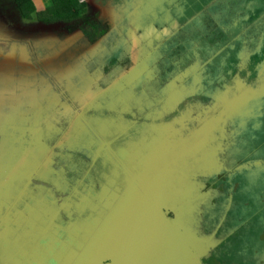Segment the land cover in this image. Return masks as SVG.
I'll return each mask as SVG.
<instances>
[{"label":"rangeland","instance_id":"rangeland-1","mask_svg":"<svg viewBox=\"0 0 264 264\" xmlns=\"http://www.w3.org/2000/svg\"><path fill=\"white\" fill-rule=\"evenodd\" d=\"M78 1L85 3L83 11L65 22L58 20L46 23L37 19L35 12L29 19L16 20L13 9L0 10V46L3 45L0 47V104H3L0 106V149L7 148L6 142L14 146L24 143V150L32 145L42 147L44 140L39 134L41 129L36 120L46 119L48 125L63 130L54 154L57 158L59 156L58 161L54 160L53 154H45L46 162L43 160L41 164L43 172H34L30 168L25 171L21 167V159H11L8 166L0 167V248L4 247L0 256L4 262L0 264H132L135 260L134 264H174L165 254L167 251L171 252L175 246L177 249L184 248L185 251L183 254L174 251L171 259L184 258L187 264H216L213 260L220 264L221 260L227 259L232 260L233 264H264V254L261 256L264 248L262 242L258 241L262 239L261 213L257 216L258 213L246 212L243 217L240 216L242 207L248 205L251 199L261 198L254 202L255 207L258 203L262 204L264 168L249 177V180H252L246 181L245 187L242 185L244 189L239 192L238 200H233L232 197L216 211H221V217L227 220L225 223L231 225L228 236V233L224 236L225 233L221 235L220 232L211 233L204 231L205 229L197 231L191 222L188 221L187 225L185 216L191 213L198 214L199 217L204 215L207 211L202 208L211 203L212 197L220 202L225 200L223 194H216L217 191L212 197L200 199L211 186V180L206 185L199 184L197 190L194 185L210 178L211 176L205 175V171L212 170L217 163L224 162L223 166L233 163L234 151L231 145L236 139L224 140L228 136L223 130L224 124L227 122V125H231L234 122L237 110L234 113L232 111L245 97L251 96L253 90L242 89L241 81L222 85L218 90L224 94V102L218 103L220 112L216 113L224 117L217 121L220 139H216L215 147L219 152L223 151L221 154L225 156L224 160L220 155L215 158V151L210 148V143L208 146L199 141L193 145L194 152H187V145L178 147L175 165L172 164L173 152L169 146L167 151L161 152L162 141L159 139V142H156L152 138L153 133L159 135L158 130H164L163 128L154 125L127 133L132 126L125 119L131 118L134 119L133 123H137L149 118L151 114L145 112L141 118L137 114L134 116L132 110L136 113L141 111L130 110L128 106L131 101H124L127 84L144 71H150L151 75L157 76L158 79L162 77L158 74V69L155 74L150 64L148 65L152 59L145 61L146 54L150 51H153V57L157 58L152 60L153 64L158 61L160 65L168 66V74L174 65L187 64L184 52L187 45L182 46L184 38L179 39L176 35H179V24L183 27L188 17L196 15L194 8H199V12H202L199 17L206 16L204 23L207 25H211L213 20L219 17L227 19L225 27L231 28L230 20L235 24L236 20L240 21L239 17L243 18V22H248L254 17L264 23V0ZM36 4L38 8L48 5L46 0H37ZM132 10L134 14L129 13ZM142 21L148 22L149 26L142 24ZM93 22L100 25L106 22L110 28L105 35L97 39L91 28ZM137 26L140 30L134 34ZM193 31L194 24H186L181 33L189 34ZM186 43L192 45V40H186ZM195 44L199 45L196 39ZM172 52L173 57H170L168 54ZM214 55L215 53L199 56L200 63L211 62ZM154 68L157 67L154 65ZM184 69V73H193L188 68ZM186 76L189 74L184 75ZM191 77L197 80L193 74ZM143 79L149 82L144 83L141 93L137 96L130 93L128 97L137 103L145 100L144 88L156 84L158 80L149 76L141 80ZM32 80L36 84L33 89L27 91L26 87ZM205 85L201 80L191 88L190 93L197 96V108L199 100L202 102L201 91ZM165 87L169 88L165 96L152 93L151 99L147 101L153 104V111L157 112L156 121L173 113L171 109L177 110L179 105H183L182 101L179 102L180 96L172 100L173 90L170 89V84L167 83ZM203 91L208 93V90ZM117 102H121V107H111ZM202 107L204 108V105ZM37 108L45 114L44 117L36 118L31 115L35 113L29 114L32 110L36 112ZM190 113L191 111L172 115L178 116L177 119L182 123L178 130L171 133L172 136H180L181 140L192 138L190 132L199 125V121L192 122L188 118ZM107 115L109 118H106ZM254 118L252 117V120ZM255 119H258L262 126L261 118ZM9 120L12 121L10 124H26L28 131L13 141L8 140L6 133ZM187 121L191 122L192 126L190 123L186 124ZM238 121L245 124L242 118ZM250 122L247 120V123ZM217 125L212 126L209 121H203L199 130L202 131L204 127L211 129L203 132L202 138L206 139L207 135L208 140L211 139L210 134L216 130ZM248 127L253 130L251 137L259 140L260 145L264 146V128L260 129L255 121ZM230 132L235 138L237 130ZM133 138L140 140L135 141ZM114 141L118 144L111 146ZM239 141L243 149L237 161L245 153V146L249 145L243 143L242 139ZM120 144L127 148L116 155V159L118 156L122 161L123 169L114 159ZM211 146L214 147L213 141ZM70 151L73 152L68 155L66 152ZM106 153L113 160L105 163L102 156ZM30 154L25 151L21 156ZM251 155L254 156L252 153ZM259 155L264 161V148L259 149L252 157L253 165L258 161L255 158ZM82 160L85 165L90 166L88 168L94 169L93 171L101 169L108 174L102 182L106 189L117 190L128 177L120 192L121 197L125 196L122 203L119 199L112 198L114 194L103 192V189L97 195H82V189L78 185H73V188L80 191L72 189L71 195L58 193L59 189L70 187L76 180L77 169ZM134 163L141 168L137 169ZM63 165H68L66 174L62 172ZM262 165L264 167L263 163ZM145 167L152 174L142 175V181L140 178L136 179L140 173L146 174ZM160 169L163 170L164 182L153 188L160 194L153 201L143 183L150 185L155 180L158 183L155 175ZM81 172L78 171L79 174ZM41 173H44L43 184L38 185L34 181L39 179ZM85 175L87 177L81 176L79 183L88 185L91 176L87 172ZM31 177H34L33 181H30ZM176 178H181L180 181L184 182L180 189L182 192L175 183ZM50 183L54 184V194L49 187L40 199L30 194L16 202V197L25 195L20 187L26 186L30 193L43 189L46 185L50 186ZM95 188L97 185L93 184L91 189ZM53 199L56 200L55 204L50 203ZM75 204L79 205L77 211L70 208L76 207ZM127 205L132 210L128 211ZM66 208L70 210L69 226L73 232L64 227L62 217ZM206 215L210 218L218 217L215 212ZM191 218L193 219V216ZM38 223L43 224L41 232ZM239 224H243V228L239 229ZM24 231L28 233L27 239ZM71 233H75L79 239ZM61 236L69 241V248L63 251L68 257L66 261H59L57 255L58 247L62 245L59 241ZM77 240L87 242L88 248L85 249V244L77 246ZM182 242L186 248L181 245ZM251 248L261 254L248 256L247 250ZM188 249L189 253L186 252ZM193 260L197 261L194 263Z\"/></svg>","mask_w":264,"mask_h":264},{"label":"trees","instance_id":"trees-1","mask_svg":"<svg viewBox=\"0 0 264 264\" xmlns=\"http://www.w3.org/2000/svg\"><path fill=\"white\" fill-rule=\"evenodd\" d=\"M39 1V0H38ZM48 5L45 7H39L36 4L37 0H0V10H6L7 8H11L15 11L16 13V20L18 19H29L33 16V13L36 15L35 17L39 20L45 21L46 23H51V22H56V21H68L76 16H78L81 11H83V8L85 7V3L79 2L78 0H46ZM39 9V10H38ZM82 9V10H81ZM201 19V17L196 14L195 16H190L186 20L188 24H193L194 21H198ZM253 17L250 19L248 22H243L242 20L240 21L243 22L241 23L240 26L237 27L238 30L241 33L238 35L239 40H241V46L238 48L234 43L230 46L235 49L236 56L234 57H225L223 56L224 53H222L220 47H217L214 45V43L220 44L221 42L219 40H213L211 39L210 35H203V36H197L196 32L193 31L192 33L189 34H184L181 33L183 30V27L181 24L178 26V32L179 35H176L180 38H184V41L182 42V46L187 45L185 47V54L187 57V64L182 65H174L172 67L173 73L170 74L172 76H175V72L183 71L185 70L184 68H188L193 71L194 77L200 78L201 80H206L208 78L209 81H213L212 86L210 87H204V90H208V93L206 91L202 92V106L204 105V108L202 107V110H195V108H191L192 104H196L197 96L195 93H192L188 99V102L186 104V110L185 106L180 107L178 110H172L173 113L166 115L165 117L172 116L175 113L179 112H184L189 110L190 108L192 109V112L194 114L199 113L201 116L199 117H204L207 119V121L210 122L212 126L217 125V121L221 120L224 116H219L216 112L219 111L218 109V103H223L224 102V94L222 91H218L222 85H227V84H234L237 81L243 82V86L241 87L242 89H247L248 90H253V94L251 96L245 97V100L239 104L236 109H234L232 112H236L237 114H234V122L231 125H227L228 123L225 122L224 124V132L225 134L228 135L224 138L225 139H230L235 140L232 145L231 149H233L234 154V160L233 163H231L230 166H223L224 162L217 163L215 168H213L212 172H216L218 170V173H222L223 176V182H220L219 184L217 183L216 185L213 183L211 186L205 190L203 193L202 197H200L201 200L206 197H212L215 192L217 191V194H223V198L225 199L222 203L220 201H216L213 197L211 200L210 204H206L205 207L202 209H205L207 211L204 215H201L200 217L198 214L194 215V213H191L190 215L193 216L192 219V224L197 231H208V232H220L221 235L222 233L224 236L229 232V229H231L230 224H226L227 220H225V217L222 218L220 212H216L218 209H220L221 205L223 203L228 202L230 198L233 197V200L238 199L239 197V192L243 191L245 187L246 181L249 180V177L255 175L257 171L263 170V165L262 161H259V158H255L258 161L254 163V165L251 163L252 157H254L258 152H252L254 156L251 155V152L249 151V145L250 142L253 141L252 138L247 134L248 131L251 130V128L248 127V125L251 123L253 125V122L255 121L258 123L259 128L261 127L264 128V23H261ZM256 22V23H255ZM258 22L260 25L258 26ZM246 25V26H245ZM245 26V27H244ZM91 28L94 30L95 35L98 37H101L102 35H105L110 26L108 23H104V25H100L98 22H93L91 24ZM100 28L99 30H97ZM194 29V28H193ZM192 29V30H193ZM70 31V28L68 29ZM169 38V37H168ZM170 39V38H169ZM195 39L199 43L198 46L195 44ZM186 40H192V45H188L186 43ZM194 44L196 48H194ZM204 52V53H203ZM173 53L168 54L170 57H173ZM215 53L214 57H212L211 62H202L200 63L199 56H207L212 55ZM176 55V54H175ZM154 53L153 51H150L148 54H146L145 61L147 59H152V60H157V58L153 57ZM179 56V55H178ZM152 57V58H151ZM154 65L157 66L161 65L158 62H150L151 69L154 71ZM200 66L201 69H200ZM190 76V75H189ZM142 79L141 78L133 80L131 83L127 84L128 86L126 87L125 91V97L124 101H131V104L128 106L130 110L131 108H135L142 113L147 112L148 109L147 107L141 103H137L135 100H131L129 97L130 93L133 94V96L139 95L141 92L140 89H143L144 84H141L138 82ZM136 89H134V87ZM159 86H152L149 85L145 91V94H151V89H153V92L155 91L156 93L163 92L166 90H159ZM177 98L178 96H174ZM172 98V97H171ZM201 101L199 100V103ZM119 104V105H117ZM117 104H112L111 107H121V102H117ZM208 108V109H206ZM133 111V110H132ZM220 112V111H219ZM43 114V113H41ZM134 114V113H133ZM225 114V111L223 112ZM135 116V115H134ZM252 117L255 118H261V125L258 121V119H253ZM239 118H242L245 121V124H243L242 121H238ZM131 121H134V119L129 118ZM247 120H250V123H247ZM137 123H135L132 126L131 131L136 127ZM219 125L216 126V130L210 134L211 139L208 140V136L206 135V139H204L205 144L209 146L210 143V148L215 151L213 154L215 155V158L217 156H222L223 160L225 159V156L221 154L223 151H218L216 146V139H220L219 137V132H217V128ZM211 127H204L202 129L201 134L205 132L206 130ZM237 130V135H235V138L232 137L230 134V131ZM246 130V131H245ZM158 137H162L161 135H158ZM135 141L140 140V138H133ZM202 139V136H201ZM239 139L243 140V143L245 142L248 146H245V153L242 154V157L238 160V155L241 153V150L243 149L242 145L240 144ZM211 141L214 142V147L212 148L211 146ZM114 144H111V146H114L116 143L115 141L113 142ZM192 144L189 142V148L188 151L193 152ZM120 150H127L126 146H122L121 144L119 145ZM187 151V152H188ZM163 159V158H162ZM264 162V161H263ZM161 165L163 166V161L161 162ZM134 166L137 168L139 167L137 164L134 163ZM152 170V168L150 169ZM238 174L240 178L234 179L231 183V176L234 174ZM230 175V181L226 178ZM156 178L158 179L159 183L163 182L164 174L163 170L160 169V171L156 172ZM214 175L208 180L206 179L207 182H212L214 181ZM252 178L249 180L251 181ZM230 182V183H229ZM151 184H155V181H153ZM184 184V182H183ZM182 182H178V189L180 190L183 187ZM222 184V186L219 189V186ZM213 185L215 188H213ZM242 185L244 187H242ZM219 189V190H218ZM150 194L155 195V191L149 187ZM164 195L166 194L165 192L163 193ZM41 196V195H40ZM260 197H257L259 199ZM261 199V198H260ZM254 199H251L248 205L242 207V212L240 215L243 217L247 211L252 212V213H258L257 216H260L259 214L261 213V226H262V239H259V242H262L261 245H263L264 248V200L261 203H258L257 207L254 206V202L256 201ZM209 205V206H208ZM250 206V210L249 209ZM246 209V210H245ZM210 212H215L218 214L217 218H210L206 214H209ZM255 214V215H256ZM251 218V216L249 215ZM252 219V218H251ZM69 218L64 219V227L67 229H70L69 226ZM243 224H239L238 228H243ZM202 227V229H201ZM201 229V230H200ZM206 232V233H208ZM206 233H203L206 234ZM229 233L227 234V236ZM262 240V241H261ZM257 244V243H255ZM246 251V250H245ZM264 252V251H263ZM262 252V253H263ZM260 253H257L253 248L247 250V255L250 257H254L257 255H260ZM264 254V253H263ZM225 258V257H224ZM241 258V257H240ZM207 259V257H206ZM209 259V258H208ZM208 262V261H207ZM220 264H233L232 260H221Z\"/></svg>","mask_w":264,"mask_h":264},{"label":"crops","instance_id":"crops-1","mask_svg":"<svg viewBox=\"0 0 264 264\" xmlns=\"http://www.w3.org/2000/svg\"><path fill=\"white\" fill-rule=\"evenodd\" d=\"M259 4H261V2ZM138 8H140V7H138ZM133 11L134 10L129 11V13L130 14H132V13L134 14ZM193 12L198 14V15L202 14V12H199V8H194ZM127 15H129V14L127 13ZM205 18H206V16L201 17V19H199L196 22L194 21V23H193L194 26H195V32H196L197 36L210 35L211 39H213L214 41L215 40H219L221 42L220 44H218V43L215 44L214 43V45H216L217 47H220V49L222 50L221 52L224 53L223 56L228 57V58L236 56V52L237 51H235V49L230 47V46L233 44L232 42H234V41H236L237 43L241 42V40H239L238 35L241 33L240 31L243 28L241 30L237 31V27L240 26L241 23H243V22L240 23V21L243 18L239 17L240 21L236 20L235 24H234V21L229 22V24L232 26L231 28H228V27L226 28L225 27L226 22H227V19H225V18H219L218 17V18L213 20L211 25H207L206 23H204ZM142 24L149 26L148 22H146V21H142ZM186 24H188L187 20L184 22L183 25L185 26ZM138 30H140V29L137 26V29L134 32H137ZM134 34H136V33H134ZM0 47H3V45L0 46ZM4 47H7V46H4ZM150 62H152V60L148 62V65L150 64ZM182 72L183 71L175 72L173 83H175V81L177 79L182 77V75H183ZM141 76H142V78L145 77V76H149L150 78H152L151 73L148 70H146L143 73H141L136 78L137 81H138L139 78H141ZM1 79L2 78L0 76V80ZM10 82H12V81H10ZM139 82H138V84H139ZM147 82H149V80L143 79V80H141L140 83L144 84V83H147ZM204 82L206 83V85L204 87H210V86H212V83H213V81H209V80L208 81L205 80ZM35 84H36V82L34 80H32L31 84L28 87H26L27 91L29 89H31V88L33 89ZM142 90L143 89H140L139 92H141ZM148 100H149V98L146 95L145 96V100L142 101V102L147 107L148 114H151V115L148 116L149 118H144V120H142V122H137L136 127L132 131L131 130L127 131V133L128 134L134 133V132H137V131H139L141 129H146L147 127L150 128V127H152L154 125L163 128L164 130H162V129L158 130L159 135H161L162 137H158L157 134L153 133L152 134V138L156 142H159V139L162 141L161 149H160L161 152L164 151V150L167 151V147L169 146L170 150L173 152L172 164L175 165V162H176L175 161V153L177 151V148L178 147H182L183 145L181 144L182 140H181L180 136H175V135L172 136L171 133L174 130H178L180 128V126L182 125V123H181V121L179 122V120L177 119L178 116H176V115H174L172 117L168 116V117H165V118H162V119H158L156 121L157 112L153 111L155 108H154L153 104H150V103L147 102ZM0 106H3V104H0ZM34 108H36V106ZM191 108H195V110H202V102L199 103V107L198 108H197V105L195 106V104H192ZM131 109H135V108H131ZM149 111H151V112L149 113ZM132 112L134 113V115L137 114V116H139V118H141V116L143 114L142 112H138V113H136L135 111H132ZM31 113H35V114H31ZM29 114L35 116L36 118L38 116L44 117V115H45V114H41V112H40V110L38 108H37L36 112L34 110L29 111ZM22 115H24V114H22ZM29 116L30 115H25V117H29ZM125 120L128 123H130L131 126H133L135 124V123H133L134 121H131L129 118H127ZM11 122L12 121L9 120L7 133H6V134H8V136H7L8 140L13 141L15 138L19 137L20 134H23V133H25V131L26 132L28 131L26 124H24V123L23 124L22 123L19 124L18 122L17 123L13 122L12 124H10ZM36 123H38L39 128L41 129V130H39V134H41V137L44 140L43 146L41 147L40 145H36L37 146L36 147L35 145H32V147L29 146L28 149L24 150L23 149V148H25V144L24 143H21V144H18L16 146H14L13 144L6 142V147L7 148H1L0 149V167L1 166H8L10 164V160L11 159H21V167L25 171L28 168H30V169H33L34 172H38L39 173L40 171L43 172V166H41V164H42L43 160L46 162V159H45L46 155L45 154H53L54 160L58 161L59 156L57 158V157L54 156V154L56 153L55 149L58 148V146H57L58 145V141L60 140V137H61V134H62L63 130L62 129L61 130L57 129V126L48 125V122L46 121V119L45 120H43V119L36 120ZM12 129H14V130H12ZM152 132H154V131H152ZM147 137L148 136L146 134V138ZM172 142H174V143H172ZM187 147L189 148V146H187ZM47 148H49L48 151H45V150H47ZM25 151H27V152H29V154L30 153L31 154L27 155V156L26 155L21 156V154H23ZM187 151H188V149H187ZM72 152L73 151L66 152V153L69 155ZM107 161H111V160H107ZM105 163H106V161H105ZM88 167H90V166L85 165L84 161L82 160L81 163H80V166L77 169L76 180L73 183H71L72 185L70 187H67L66 189H62V190L59 189L58 193L64 194L66 196H68V194L71 195V190L72 189L80 191L77 188H73V185H78V187H80L82 189V191H80V193L82 192V195L88 196V195H91L92 193L97 195V193H99L100 190L103 189V192L107 193V191H108L109 193L114 194L112 198L117 199V200L119 199L120 202L122 203V201H124L125 196L121 197L120 192H121V189L123 188V185L126 183V180L128 179V177L125 178L124 182L122 183V185L117 190H113L111 188L106 189L104 183H102V182H103V180H106V175H108V174L106 172L102 171L101 169H98L97 171L96 170L93 171L94 169H91V168H88ZM61 169H62V172L64 174H66V172H68V165L67 166L63 165L61 167ZM61 169H59V170H61ZM145 169H147V168L145 167ZM79 170L82 171L81 174L78 173ZM85 172H87L91 176L90 177L91 180H90L88 185H84V183H82V184L79 183V179H80L81 176L84 175L85 177H87L85 175ZM33 178L34 177H31L30 179H32V180H30V181H33ZM43 178H44V173H41L39 179H37L34 182H36L38 185H42L43 184V182H42ZM180 180H181V178H176V180H175V183L177 184V187H178V182H181ZM93 184L97 185V188H95L94 190L91 189V186ZM159 184H160L159 181H158V183L150 184V185L148 183H146V182L144 183V185L146 187H150L152 189L154 187L158 186ZM182 184H183V182H182ZM49 187H51V191L54 194L55 193L53 191L54 184H52V183H50V186L46 185L43 189L32 191L30 193H28L26 186L20 187V188H22V190L25 193V195H20L19 197H16L15 200H16V202L21 201L22 199L27 198V196L30 195V194L31 195H36L40 199L41 198L40 195H42L45 191H48L50 189ZM84 188H85V190H84ZM155 195L156 196L157 195L160 196V194H158L156 191H155ZM236 200H238V199H236ZM14 201H13V203H14ZM50 203L55 204L56 200L53 199V201H50ZM127 204H129V202ZM13 205H15V204H13ZM74 206H76V207H70V208L75 210V211H77L79 209L78 208L79 205L75 204ZM126 209L128 211L132 210V208L129 205L126 206ZM69 212H70V210L68 208L64 209V215H63L62 218L63 219H67V217L69 215ZM185 216L187 218V225H188V221L192 222V218L190 219V217L192 215L185 214ZM188 229H189V227H188ZM40 232H41V226H40ZM176 232H178V230H176ZM24 235H25V237H27V231H24ZM179 240L181 241V238H179ZM181 245L182 246L184 245L183 247L186 248L184 242H182ZM172 252H174V251L172 250ZM212 262L218 264L214 260Z\"/></svg>","mask_w":264,"mask_h":264},{"label":"clouds","instance_id":"clouds-1","mask_svg":"<svg viewBox=\"0 0 264 264\" xmlns=\"http://www.w3.org/2000/svg\"><path fill=\"white\" fill-rule=\"evenodd\" d=\"M176 58V57H175ZM170 65V64H169ZM167 68H169L168 66H167ZM172 73H173V71H172ZM171 73V74H172ZM183 75H182V77L181 78H179L175 83H170V89L171 90H173V95H171V97H172V100L173 99H175V97L174 96H180V98H179V102H183V105H186L187 104V102H188V99H189V97H190V95L192 94V93H190V91H191V88H193V87H195L197 84H198V82L199 81H201V79L200 78H197V80H194V79H192V77H191V75L193 74V73H190V72H188V73H184V70H183ZM186 74H189L190 76H186V77H184V75H186ZM166 79H167V76H165V77H163V78H160V79H158L157 81H156V84L155 83H153L152 85L154 86V85H156V86H159L160 84H162V83H165L164 85H162L161 87L159 86L158 87V89L159 90H166V91H163V92H159V94H162V96H165V92L166 93H168L169 92V88H166L165 87V85L167 84L166 83ZM202 81H205V80H202ZM203 90H204V87H203V89H202V91H201V95H202V92H203ZM151 94H146L147 95V97L149 98V99H151V95H152V93H156L155 91L153 92V89H151ZM182 105H179V107H178V109L181 107ZM177 109V110H178ZM191 111V113H190V115H189V117L188 118H190L191 119V121L192 122H196V121H199V125H196V127L195 128H193V129H197V128H199L200 126H201V124H202V122L203 121H205V120H207V119H205L204 117H199V116H201L199 113H197L196 115H193V112H192V109L190 108L189 110H187V111H184V112H179L180 114H186V113H188V112H190ZM191 124V126H192V123L191 122H189V121H187V123L186 124ZM191 147H192V150H193V152L195 151V149L193 148V145H191ZM261 161H262V163L264 164V162H263V159H261ZM215 168V167H214ZM213 170V169H212ZM212 170L211 169H208L207 171H205V175L206 176H213L214 175V181H212V182H210L211 184H219L220 182H223V176H222V173H218V170H217V173L216 172H212ZM209 172V173H208ZM200 174H203V173H200ZM225 175V174H224ZM210 177V178H211ZM210 178H208V180L210 179ZM233 180V179H232ZM232 180H231V182H232ZM228 181H230V175H228ZM206 183H209V182H207L206 180H203V181H200L199 183H197V184H195L194 185V187H195V189L197 190L198 189V187H199V184H205L206 185ZM230 183V182H229ZM222 186V184L219 186V189H220V187ZM218 189V190H219ZM217 194V193H216ZM246 210V209H245ZM247 212H249V211H247Z\"/></svg>","mask_w":264,"mask_h":264},{"label":"flooded vegetation","instance_id":"flooded-vegetation-1","mask_svg":"<svg viewBox=\"0 0 264 264\" xmlns=\"http://www.w3.org/2000/svg\"><path fill=\"white\" fill-rule=\"evenodd\" d=\"M230 22H231V20H230ZM106 23V22H105ZM67 29H69V27H67ZM133 29V28H132ZM133 33H136V32H133ZM99 38V37H98ZM97 38V39H98ZM232 43H234L238 48H240V46H241V42H236V41H234V42H232ZM156 62H158V61H156ZM159 63V62H158ZM155 67H157V68H155V70H154V73L156 74V69H158V74H160V75H162V77L161 78H163V77H165V76H167V79H166V83H168V84H170V83H173V80H174V76H172V75H170L171 73H172V71H171V73L170 74H168V68H167V66L166 65H161V67L159 66V65H157V66H155ZM152 76V78H153V80L154 79H158V77L157 76H154V75H151ZM178 80V79H177ZM176 80V81H177ZM175 81V82H176ZM182 106H185V110H186V105H182ZM181 106V107H182ZM182 113V112H181ZM197 114V113H196ZM196 114H194L193 113V115H196ZM106 118H109V115H107L106 116ZM251 132H253V130L251 129L249 132H247V134L250 136V138H252L251 137ZM255 137H257V136H255ZM145 138H146V135H145ZM147 139V138H146ZM252 140L253 141H251L250 142V145H249V151L252 153V152H258L259 151V149H262V148H264V146H262V145H260V141L259 140H256V139H254V138H252ZM119 152H121V150H120V148H117L116 149V151H115V156H114V159H116V155L119 153ZM262 152V151H261ZM102 158H103V160H105V161H107V160H113L112 159V157L108 154V153H106L105 155H103L102 156ZM257 158H259V161L261 160V156L259 155V156H257ZM118 162H119V166L121 167V169H123V167H122V161L120 160V158L117 156V159H116ZM137 168V167H136ZM137 169H140V168H137ZM145 169V168H144ZM146 170V174H139L137 177H136V179H138V178H140L141 179V176L142 175H147V174H152L151 172H149V171H147V169H145ZM234 177V178H233ZM231 178L232 179H237V178H240L239 177V175L238 174H234V175H232L231 176ZM228 179V177L226 178V180ZM141 181H142V179H141ZM155 183H157V180H155ZM232 183V182H231ZM144 184V183H143ZM148 188V190H149V187H147ZM150 192V191H149ZM155 197H157L156 195H152V194H150V198L154 201V198ZM264 253V252H263ZM263 253H262V255L261 256H263ZM172 254H173V252H172V250H171V252H166V254H165V256L167 257V258H169L168 260L169 261H171V262H173L174 264H187V262L184 260V258H181L180 260H173V259H171V256H172ZM168 255V256H167ZM260 256V257H261ZM204 259V258H203ZM206 260V259H205ZM136 261V260H135ZM135 261L132 263V264H134L135 263ZM194 261V263L197 261H195V260H193ZM204 261V260H203ZM165 262V261H164ZM168 263V262H167Z\"/></svg>","mask_w":264,"mask_h":264},{"label":"water","instance_id":"water-1","mask_svg":"<svg viewBox=\"0 0 264 264\" xmlns=\"http://www.w3.org/2000/svg\"><path fill=\"white\" fill-rule=\"evenodd\" d=\"M200 128V127H199ZM199 128H197V129H192L191 130V132H190V134H191V136H192V138H190V139H186V140H182V142H181V144L184 146V145H189V142H190V144H192V145H194L196 142H199V141H201L202 143H205V141H204V139L202 138L201 139V136L202 135H200L201 134V131L199 130ZM43 219V218H42ZM43 220H45V219H43ZM47 222H52V221H49V220H47ZM38 225H39V227L38 228H40V226L41 225H43V224H40V223H38ZM68 230H70V231H72L71 229H68ZM73 232V231H72ZM71 234H73L74 236L73 237H75V238H77V239H79V237L75 234V233H71ZM27 237H28V233H27ZM27 237H26V239H27ZM59 241H60V243L64 246V247H61L62 245H60L58 248V251H57V255H58V259H59V261L60 260H65L66 261V258H68L67 256H66V253H64L63 251H65L66 249H68L69 247L67 246V244L69 243V241L68 240H65V238H63V236H61L60 238H59ZM72 242H74L73 240H72ZM75 244H77V246H79V247H81V246H83L84 244V247H85V249H87L88 248V246H89V244H87V242H85V241H78L77 240V243H75ZM84 247H83V249H84ZM178 247L177 246H175V247H173V251H175V252H178V253H182L183 254V251H185V249L183 248H181V249H177ZM4 249V247L1 249L0 248V256L2 255V252H4V251H2ZM59 251H61V252H59ZM189 249L186 251V252H188L189 253ZM67 252V251H66ZM185 252V253H186ZM68 253V252H67ZM188 253H186V254H188ZM69 254V253H68ZM57 255H56V257H57ZM3 258L2 257H0V263H3L4 262V260H2ZM197 264H199V263H197Z\"/></svg>","mask_w":264,"mask_h":264}]
</instances>
